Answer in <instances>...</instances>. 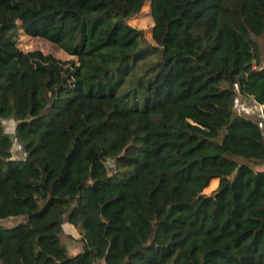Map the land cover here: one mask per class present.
<instances>
[{
  "label": "trees",
  "instance_id": "trees-1",
  "mask_svg": "<svg viewBox=\"0 0 264 264\" xmlns=\"http://www.w3.org/2000/svg\"><path fill=\"white\" fill-rule=\"evenodd\" d=\"M236 98L264 112V0H0V220L27 218L0 264H264V129Z\"/></svg>",
  "mask_w": 264,
  "mask_h": 264
},
{
  "label": "rangeland",
  "instance_id": "rangeland-1",
  "mask_svg": "<svg viewBox=\"0 0 264 264\" xmlns=\"http://www.w3.org/2000/svg\"><path fill=\"white\" fill-rule=\"evenodd\" d=\"M130 23L136 26L137 28L144 29L146 36L150 38V40H152L151 29L153 27V19L150 15V6L148 3L143 7V11L140 14H138L137 16L133 17L130 20ZM19 37H20L19 46L24 51L40 50L46 54L51 53L63 60L76 59L74 56L67 54L57 44L50 42L49 40H46L44 38L32 37L24 33H21ZM3 123L5 130L9 134H13L15 130L16 122L13 119L9 118V119H5ZM14 154L15 156H18L20 152L17 150L15 151ZM217 186H218V180H215V185L210 189L206 188L205 192L210 193L212 190L217 188ZM26 220L27 218L25 216H14L9 219L0 220V222L4 226L11 228L20 222H26ZM77 237H79V233L77 229L71 224L65 223L63 225L62 242L65 244V246L72 254H76L77 252L83 250L82 242L79 239H77Z\"/></svg>",
  "mask_w": 264,
  "mask_h": 264
},
{
  "label": "built area",
  "instance_id": "built-area-1",
  "mask_svg": "<svg viewBox=\"0 0 264 264\" xmlns=\"http://www.w3.org/2000/svg\"><path fill=\"white\" fill-rule=\"evenodd\" d=\"M257 105L260 106V109L258 110V113H256V115L258 114L257 116H259L261 118V120L259 121V126L264 129V120H263V118H264V112H263V107L260 104H257ZM235 107L238 109V111H240V110L243 111V112L240 111L241 113L254 114V112L247 110V108L245 107V105L243 104V102L240 101L239 98H236L235 99ZM15 146H16V148H15ZM11 150H12L13 154L17 150L20 152V154L18 156H15V154H14V157L15 158H25L27 156V152L24 149L23 145L15 137H14V144H13V147H12Z\"/></svg>",
  "mask_w": 264,
  "mask_h": 264
},
{
  "label": "crops",
  "instance_id": "crops-1",
  "mask_svg": "<svg viewBox=\"0 0 264 264\" xmlns=\"http://www.w3.org/2000/svg\"><path fill=\"white\" fill-rule=\"evenodd\" d=\"M243 104L245 105V107L247 108V110L254 112L253 115H256V113L258 112V110L260 109V106L257 105L256 103L253 102H243Z\"/></svg>",
  "mask_w": 264,
  "mask_h": 264
}]
</instances>
